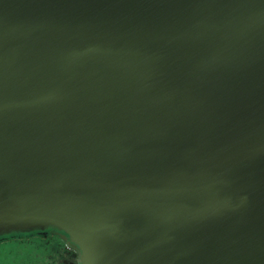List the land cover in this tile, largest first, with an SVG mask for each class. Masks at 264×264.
<instances>
[{
    "label": "water",
    "instance_id": "1",
    "mask_svg": "<svg viewBox=\"0 0 264 264\" xmlns=\"http://www.w3.org/2000/svg\"><path fill=\"white\" fill-rule=\"evenodd\" d=\"M80 264H264V0H0V236Z\"/></svg>",
    "mask_w": 264,
    "mask_h": 264
},
{
    "label": "flooded vegetation",
    "instance_id": "2",
    "mask_svg": "<svg viewBox=\"0 0 264 264\" xmlns=\"http://www.w3.org/2000/svg\"><path fill=\"white\" fill-rule=\"evenodd\" d=\"M64 234V231L49 228L2 235L0 264H80L79 247ZM20 252L26 253L21 256Z\"/></svg>",
    "mask_w": 264,
    "mask_h": 264
},
{
    "label": "rangeland",
    "instance_id": "3",
    "mask_svg": "<svg viewBox=\"0 0 264 264\" xmlns=\"http://www.w3.org/2000/svg\"><path fill=\"white\" fill-rule=\"evenodd\" d=\"M22 248H23V247H22ZM23 249L25 250V248H23ZM25 251H26V250H25ZM20 253H21V254H20L21 256H24L26 252H24V253L20 252ZM32 255H33V253L31 254V256H32ZM25 257H26V256H25ZM18 258H19V257H18ZM27 258H29V256H27ZM20 259H21V258H20Z\"/></svg>",
    "mask_w": 264,
    "mask_h": 264
}]
</instances>
